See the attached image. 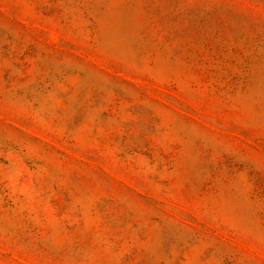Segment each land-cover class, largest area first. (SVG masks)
<instances>
[{
    "label": "rangeland",
    "instance_id": "1",
    "mask_svg": "<svg viewBox=\"0 0 264 264\" xmlns=\"http://www.w3.org/2000/svg\"><path fill=\"white\" fill-rule=\"evenodd\" d=\"M0 264H264V0H0Z\"/></svg>",
    "mask_w": 264,
    "mask_h": 264
}]
</instances>
